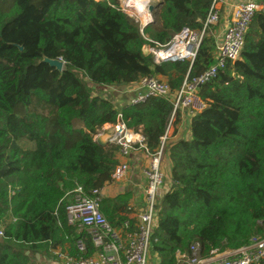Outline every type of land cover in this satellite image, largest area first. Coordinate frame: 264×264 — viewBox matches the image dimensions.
I'll list each match as a JSON object with an SVG mask.
<instances>
[{
    "label": "trees",
    "instance_id": "1",
    "mask_svg": "<svg viewBox=\"0 0 264 264\" xmlns=\"http://www.w3.org/2000/svg\"><path fill=\"white\" fill-rule=\"evenodd\" d=\"M212 3L162 0L144 32L165 44L183 27L201 30ZM119 4L0 0V264H36V252L65 243L68 255L79 254L76 241L87 234L69 225L65 199L79 186L90 194L112 182L118 147L99 145L96 135L116 122L119 109L151 151L160 146L172 101L150 97L119 107L96 87L161 76L175 93L186 76L214 62L212 29L193 62L155 64L139 23ZM45 56L61 59L63 71ZM199 96L205 107L191 120V139L167 148L172 185L161 198L151 246L159 264H178V254L195 243L210 256L264 237V10L255 14L240 58ZM101 210L113 226L137 230L124 197H103Z\"/></svg>",
    "mask_w": 264,
    "mask_h": 264
},
{
    "label": "built area",
    "instance_id": "2",
    "mask_svg": "<svg viewBox=\"0 0 264 264\" xmlns=\"http://www.w3.org/2000/svg\"><path fill=\"white\" fill-rule=\"evenodd\" d=\"M221 1L213 0L201 30L183 27L165 44L152 43L144 32L145 27L154 20L149 6L156 5V0L145 2L144 8L147 10L144 14L132 9L128 0H120L119 7L139 23L140 32L148 41L143 48L144 52L152 56L155 64H163L195 60L204 37L220 20L218 4ZM259 10L260 6L255 0L239 2L234 7L221 37L216 39L213 64L198 76H186L175 93H172L168 82L158 77L141 78L137 83L121 90L117 86H104L106 89L129 94L127 100L129 105L143 103L150 97H164L172 101L173 110L161 144L154 151L148 148L146 138L140 129L133 130L128 127L120 109L116 122L108 123L99 130L96 138L105 135L108 144L119 149L120 162L112 174V182L126 178L134 151L141 150L150 157L149 166L145 169L147 183L144 190V209L139 216L137 230L127 232L123 227L113 226L101 210V201L106 196L108 184L101 189L93 190L90 194L81 186L77 187L65 199L67 221L80 234L85 232L87 237H78L76 246L79 254L77 256L66 254L63 257L65 264H148L161 202L158 189L164 187L165 183L163 158L174 121L179 112L187 110L190 118H193L205 107L199 96L201 86L224 69L228 61L240 58L246 34ZM125 226L127 228L128 224ZM2 236L3 230L0 229V237ZM88 240L93 249L91 254ZM178 264H264V237L255 236L245 246L223 253H213L210 256H203L199 244L195 243L189 252L178 254Z\"/></svg>",
    "mask_w": 264,
    "mask_h": 264
},
{
    "label": "crops",
    "instance_id": "3",
    "mask_svg": "<svg viewBox=\"0 0 264 264\" xmlns=\"http://www.w3.org/2000/svg\"><path fill=\"white\" fill-rule=\"evenodd\" d=\"M159 1L160 0H156V2ZM241 1L242 0H222L218 4V9L220 12V20L217 23V25L213 27V32H212L215 41L216 39H219L221 37L223 31L227 27V22L231 18V14L234 7ZM255 1L258 2L260 6V10H264V0H255ZM124 88L125 87L123 88L119 87L120 90ZM97 91L102 95L111 96V98L117 101L116 103L119 107H122L123 104H125L130 97L129 94H124L118 90L106 89V87L104 86L100 87L99 90L97 89ZM120 94L122 96H119ZM180 115L181 116L178 118V121H176L175 124L173 125L172 132L168 140L169 146L175 144L179 140H189L192 137V132H191L192 118H190V116L188 115L187 110L182 111ZM166 152L167 153H165L163 158V171L165 173V183L163 187L164 193L172 185V180H171L172 164L170 162L168 150H166ZM116 155L119 164L120 162L119 149L117 150ZM149 163H150V157L146 153H144L141 150L134 151L131 158L130 168L126 174V178L122 181L111 182L108 184V188H106V193H105L106 197H111V198L124 197L125 199H127L128 205L132 209L129 210V216L134 220L139 219V216L144 209V205H145L144 190L147 183L145 169L149 166ZM76 233L78 234L79 232L77 231ZM69 248L70 246L68 243H65L64 246H60L56 249L48 248L47 250L36 252L34 254V257L36 258L33 259L36 262V264H65L63 257L69 252ZM227 251L228 250H226L225 252ZM27 253H29V251H27ZM149 254L150 255H149L148 264H159V257L156 254V252L151 250V253Z\"/></svg>",
    "mask_w": 264,
    "mask_h": 264
},
{
    "label": "water",
    "instance_id": "4",
    "mask_svg": "<svg viewBox=\"0 0 264 264\" xmlns=\"http://www.w3.org/2000/svg\"><path fill=\"white\" fill-rule=\"evenodd\" d=\"M161 3H162V0H160V1L158 2V4H156V5H150V6H149V10H150V12L153 13V16H154V17H155L156 8H158V6H159ZM146 10H147L146 8L141 9V10H140V13H141V14H144V13L146 12ZM152 22H154V20H153ZM152 22H151V23H152ZM19 49L22 50L23 47H22V46H19ZM42 61L48 63L49 65H51V66H53V67H55L58 71H63V69H64V62H63L61 59H51V58H48V57L45 56V57L42 59ZM124 85H125V84H124ZM96 142H97L99 145H101V146H107V145H108L107 138L105 137V135H99V136L96 138ZM158 194H159V196H160L161 198L164 196L165 193H164V189H163V187H160V188L158 189Z\"/></svg>",
    "mask_w": 264,
    "mask_h": 264
},
{
    "label": "bare ground",
    "instance_id": "5",
    "mask_svg": "<svg viewBox=\"0 0 264 264\" xmlns=\"http://www.w3.org/2000/svg\"><path fill=\"white\" fill-rule=\"evenodd\" d=\"M143 2L141 3V5H138L137 8H136V4H139L140 1L139 0H128V4L129 6L132 8V9H135L136 11H140L141 9H144V5H145V2H147V0H142ZM131 9V10H132Z\"/></svg>",
    "mask_w": 264,
    "mask_h": 264
},
{
    "label": "rangeland",
    "instance_id": "6",
    "mask_svg": "<svg viewBox=\"0 0 264 264\" xmlns=\"http://www.w3.org/2000/svg\"><path fill=\"white\" fill-rule=\"evenodd\" d=\"M135 1V0H134ZM140 1V3L139 4H136L135 3V5H136V8H137V6L138 5H141V3L143 2L142 0H139ZM156 4H158V2L156 3ZM156 10H158V8H156ZM158 78H160V79H164L163 77H161V76H157ZM96 89H100V87H96ZM97 92V90H95V92L94 93H96ZM176 120V119H175ZM165 153H167V152H165ZM151 250H152V248H151ZM151 250H150V253H151ZM150 255V254H149Z\"/></svg>",
    "mask_w": 264,
    "mask_h": 264
}]
</instances>
